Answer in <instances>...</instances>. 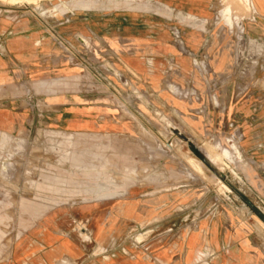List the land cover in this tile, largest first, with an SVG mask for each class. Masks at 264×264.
I'll return each mask as SVG.
<instances>
[{"label":"rangeland","instance_id":"obj_1","mask_svg":"<svg viewBox=\"0 0 264 264\" xmlns=\"http://www.w3.org/2000/svg\"><path fill=\"white\" fill-rule=\"evenodd\" d=\"M49 230L264 264V0L0 1V264Z\"/></svg>","mask_w":264,"mask_h":264},{"label":"crops","instance_id":"obj_2","mask_svg":"<svg viewBox=\"0 0 264 264\" xmlns=\"http://www.w3.org/2000/svg\"><path fill=\"white\" fill-rule=\"evenodd\" d=\"M91 252V246L76 235L49 230L26 258L12 264H86Z\"/></svg>","mask_w":264,"mask_h":264},{"label":"bare ground","instance_id":"obj_3","mask_svg":"<svg viewBox=\"0 0 264 264\" xmlns=\"http://www.w3.org/2000/svg\"><path fill=\"white\" fill-rule=\"evenodd\" d=\"M2 2H8L10 4H15V3H19V2H23V1H26V2H33L35 0H0ZM206 158V157H205ZM209 162V161H208ZM210 163V162H209Z\"/></svg>","mask_w":264,"mask_h":264}]
</instances>
